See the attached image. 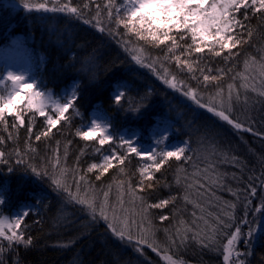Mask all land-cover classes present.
Wrapping results in <instances>:
<instances>
[{"label": "trees", "instance_id": "16d2710c", "mask_svg": "<svg viewBox=\"0 0 264 264\" xmlns=\"http://www.w3.org/2000/svg\"><path fill=\"white\" fill-rule=\"evenodd\" d=\"M121 2L122 0H115V7L120 8ZM75 3L89 5L84 9L83 18L67 17L60 13H28L19 0H15V3L0 0V61L8 48L15 47L34 63L32 76L40 82L42 89L51 90L60 97L69 95V91L73 89L77 97L74 108L67 113L69 120L62 121L48 137L40 141H36L35 136L46 130L44 117L37 115L30 122L31 113L26 115L23 127L9 128L13 139H8V132L0 125V136L5 138V142L0 144V151L6 153V162L0 161V196H4L7 201L0 205V215L9 216L14 211L29 210L30 214L24 219L23 228L25 238L32 239L31 245L21 243L11 247L6 242H0L4 247V251L0 253V262L167 264L159 256L163 257L162 252H155L145 246L141 254L135 250L134 245L116 239L106 229L104 221L92 222L90 215L82 211L83 206L69 202L66 195L52 186L51 175L40 177L31 172L32 167L40 171L47 169L49 173L56 172L57 169L52 165L59 156L61 168L70 170L69 183L74 170L77 181L80 175H85L86 182L96 188L101 199L103 192L108 191L110 202L115 204L120 194L116 180L128 177L113 168L100 180H96L98 173H89L87 169L92 161H101L103 155L109 154L110 146L106 144L101 147L95 141H84L75 135L77 129L84 130L78 122L84 110L99 105L95 115L110 123L109 132L117 138V143L111 147L117 148L121 153L124 150L119 149L118 144L119 138L123 137L122 133L143 150L153 149L155 141L152 132H156L158 127L167 130L172 143L171 150L176 146H184L191 134L192 145L187 155L193 157L192 161L171 159L155 174V188L145 194L149 203L176 198L174 203L150 210V219L156 229L155 239L162 246L168 239L163 229L176 226L178 219L190 222L205 216L211 220L215 215L223 216L229 205H236L231 210L234 218L230 223L233 227L223 229L215 250L190 240L178 248L173 245L169 254H174V258L181 259L184 264H224L223 245L234 227L239 226L244 235L238 242V248L242 253H247L242 259L246 260V264H264V230L258 228V224L264 222V217L257 211L261 203H264V183L261 176L264 172V161L261 160L264 155V135L255 134L264 133V97L251 90L246 92L240 87L243 81L237 77V74H247L244 69L247 56L259 58L264 55V17L249 13L250 25L255 35L250 44H245L238 50L239 56L227 61L212 57L205 59L201 65L212 68L213 75L218 68L232 69L228 73L229 78L220 81V86L227 89L229 83H235L239 88L241 96L240 101L233 105L234 115L246 124L251 122L254 131L246 132L219 121L207 109L199 107L182 92L164 83L160 78V75H164L160 63H164V67L192 86L199 83L191 79V74L179 71L174 63L164 62L165 50L149 46L145 52L146 57L160 58V62L156 64L159 75L133 61L132 53L125 49H131L136 44L126 43L130 39L129 35L118 34L114 30V22L110 24L104 10L107 0H75ZM97 5L100 6L99 16ZM242 15L243 10L241 18ZM86 19L92 23H85ZM97 19L106 31L98 30L95 26ZM109 29H112L111 34ZM120 32H124L122 26ZM131 39L135 40L134 37ZM139 43L143 44L142 41ZM0 69H3L1 64ZM231 77L237 78L233 81ZM121 82L127 84L122 91L127 98L116 104L102 91L104 86ZM63 90L65 92L62 95ZM215 91V82L208 87L200 85L204 101ZM137 106L139 111L134 110ZM77 110L79 115L76 114ZM94 116L84 124L94 119ZM8 123L12 124V117H8ZM29 127L32 128L31 133L28 132ZM97 148H100L99 152ZM158 149L160 146L156 145L155 150ZM225 154L239 157L242 167L226 159ZM137 161L143 164L145 162L132 156L124 167L125 173L137 174L132 178L133 184L138 179L137 170L140 166L136 164ZM212 165L215 166V172L223 176L220 183L204 181L202 173L200 176L194 175L198 169L203 170ZM9 169L13 171L9 172ZM181 170H185L183 175L187 179L177 183L176 178ZM208 175L215 174L210 171ZM249 177H253L251 184L257 188L255 197H249L246 191L250 183ZM196 179H200L203 188L186 187ZM187 193L190 196L186 201L184 196ZM129 199V196H124L125 201ZM246 199L250 200L247 208ZM197 204L202 208L197 207ZM129 206L125 204V207ZM209 213L212 217L208 216ZM161 215L168 216L169 219L161 222ZM245 219L249 223H244ZM250 228L255 231L248 237L246 234Z\"/></svg>", "mask_w": 264, "mask_h": 264}, {"label": "snow or ice", "instance_id": "6c2138e0", "mask_svg": "<svg viewBox=\"0 0 264 264\" xmlns=\"http://www.w3.org/2000/svg\"><path fill=\"white\" fill-rule=\"evenodd\" d=\"M22 8L28 13H60L67 17L83 18L84 9L88 8L87 3L77 5L75 0H19ZM97 7V16L100 15L99 5ZM107 12V19L110 24L114 22L115 31L118 34H127L130 39L126 43H135L136 46L126 51L132 53V60L150 71H157L156 64L160 58L155 59L146 57L145 52L149 46L165 50L164 62L174 63L176 68L191 74L192 80L199 83L192 86L185 80L172 73L160 63L164 75L160 78L170 88L176 89L193 101L201 108L207 109L219 121L225 122L236 130L253 132L251 122L247 124L234 115L233 105L240 101L241 93L235 83H229L227 89L220 86V81L229 78L228 73L232 69L218 68L213 75V69L207 65L201 66L205 59L220 57L223 60H231L234 56H239V49L250 44L255 32L250 25V16L264 17V0H122L120 8L115 7V0H107L104 6ZM243 15L241 18V11ZM115 11V17L113 12ZM85 23H92L91 20H84ZM95 26L99 31H106L99 19ZM124 32H120V27ZM112 29H109L111 34ZM134 37L133 41L131 38ZM143 42V44L139 42ZM237 50V51H234ZM245 74H237V77L243 82L240 87L247 92L258 93L264 97V55L259 58L249 55L244 60ZM196 73L200 75L197 76ZM237 77H231L233 81ZM202 78V79H201ZM215 82L216 91L204 101L200 92V85L208 87ZM123 92H117L114 96V102L120 104L124 97ZM77 97L75 93L57 96L51 90L41 88L34 76L28 70L21 67L14 70L12 66H5L0 69V125L8 132V139H13V134L9 128L18 129L25 125V116L31 113L29 120L34 121L37 115L44 117L46 121V130L35 136L36 141L46 138L54 128L62 121H68L67 113L74 108ZM204 101V102H202ZM244 102H247L245 95ZM135 111H139L137 106ZM79 115V111H76ZM8 117H12V124L9 125ZM110 123L100 119H91L88 123L82 122V128L77 129L75 135L84 141H95L99 146L109 145V154L103 155L101 163H91L87 172H97L96 180L109 172L110 169L117 168L120 173L127 176V179H117L116 187L120 190L115 204L109 200V192H103V199L100 198L96 188L90 182H86L85 175H80L79 181L76 180L74 170H72L71 183H69V172L67 168H61L59 156L55 158V164L52 165L56 172L49 173L47 169L40 171L36 167L31 168L33 175L45 177L51 175V184L62 195H66L69 202L81 205L82 211L90 215L92 222L104 221L106 229L118 239L129 244L135 245V250L143 254L144 247L152 249L155 252L163 253V260L167 264H184L179 258H174L171 252L172 246L177 248L180 245L187 244L190 240L198 242L202 247L216 249V242L225 228H232L230 220L234 218L231 210L236 205L228 206V210L221 215H215L211 220L205 216H200L192 221L178 219L176 226L163 229L167 234V242L162 246L155 239L156 229L150 219V210L162 208L175 202V197L160 200L157 203H149L145 199V194L155 188L156 173L171 160L192 161L193 157L187 155L191 148V134L189 140L184 146H176L173 150L155 149L143 150L135 146L131 138H119L118 148L123 149V153L117 148L111 147L117 143V138L109 132ZM191 127V125H190ZM198 131V130H196ZM32 132V128H28ZM264 135V133H255ZM167 130L159 134L156 144L159 145L168 140ZM203 140V138H202ZM5 142V138L0 136V144ZM30 147V146H29ZM214 147V146H213ZM30 150L34 151V149ZM100 148H97V152ZM6 153L0 151V161L4 160ZM139 157L145 163L138 168V179L135 184L132 183L134 174L124 172L126 161L132 157ZM233 163L240 165V158L237 156H227ZM264 161V155L261 156ZM150 162V163H149ZM13 169H9V172ZM185 170L177 175V183L182 179H187L183 175ZM214 176H209V172ZM211 183H220L223 176L215 172V166H207L203 170H197L194 175ZM262 183H264V172L261 174ZM235 178V177H234ZM253 177H249V187L246 189L249 197L257 195V188L251 184ZM73 186L75 191H73ZM111 185H109V188ZM187 188H203L200 179L190 183ZM232 191V189H229ZM199 194V192L197 193ZM129 196L125 201L124 196ZM190 193L184 196L189 200ZM137 201L139 204L137 205ZM7 201L4 196H0V205ZM129 207H125V204ZM250 204V200L245 201V207ZM197 207L201 205L197 204ZM264 217V203H261L257 209ZM30 214L29 210H22L9 216L0 215V242H6L9 247L18 244L31 245V237L25 238L23 221ZM212 217V214H208ZM195 217V213H193ZM168 216L161 215V222L167 221ZM244 223H249L246 219ZM258 228L264 230V222L258 224ZM135 229V231H134ZM255 229L250 228L246 234L248 237L253 235ZM244 234L239 226L234 227L222 248V259L224 264H246L242 257L247 253L238 250L237 244ZM4 251L3 243H0V253ZM2 264V262H0Z\"/></svg>", "mask_w": 264, "mask_h": 264}, {"label": "rangeland", "instance_id": "374dc122", "mask_svg": "<svg viewBox=\"0 0 264 264\" xmlns=\"http://www.w3.org/2000/svg\"><path fill=\"white\" fill-rule=\"evenodd\" d=\"M3 1H5L6 3L7 2L8 3H11V2L12 3H15V0H3ZM3 55H4V57L0 61V64H1L2 68H4L5 66H9L10 65V66L13 67L14 70H18L21 67H23L26 70H28L31 75L34 73L32 71V68L34 66V63H32L29 60L28 56L20 53L19 49L15 48V47H10V48H8L5 51V53H3ZM64 92H65V90H63L62 95L64 94ZM72 93H73V89H71L69 91V95L72 94ZM94 119L104 120L103 117L97 116V115L94 116ZM164 132H165V130L163 129V127H158L156 132L155 131L152 132V136H153L154 141H155V145L153 146V149L156 148V145H157L156 144V139L158 138L159 134H162ZM122 136H123V138H128L126 135H124V133H122ZM171 145H172V143L168 139V140L164 141L163 143L159 144L160 149H158V151H161V150H171ZM101 162H102V160L99 163H101ZM136 164L139 165V166H141L143 163L140 162V161H137ZM22 210H24V209H22ZM16 212H19V211H14L13 214L16 213ZM132 245H134V244H132ZM237 248H238V244H237ZM238 250H239V248H238ZM159 256H160L161 259H163L160 254H159Z\"/></svg>", "mask_w": 264, "mask_h": 264}, {"label": "bare ground", "instance_id": "6f19581e", "mask_svg": "<svg viewBox=\"0 0 264 264\" xmlns=\"http://www.w3.org/2000/svg\"><path fill=\"white\" fill-rule=\"evenodd\" d=\"M127 84L125 82H121L119 84L117 83H113L110 84L109 86H104L103 88V93L110 99L114 101V96L115 94H117V92H122L123 88L126 86ZM123 98H127V97H123ZM122 98V99H123ZM99 107V105H94L92 107H89L87 109L84 110L83 115L79 118L78 122L82 124L85 123L86 121H88L89 118L93 117L95 115V111L96 109ZM93 163H98L100 161H92Z\"/></svg>", "mask_w": 264, "mask_h": 264}]
</instances>
